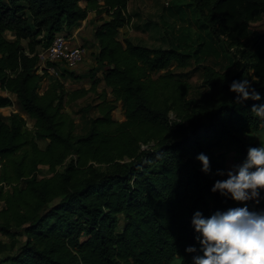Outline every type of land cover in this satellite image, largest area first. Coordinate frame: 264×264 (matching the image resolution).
Wrapping results in <instances>:
<instances>
[{
	"label": "trees",
	"instance_id": "obj_1",
	"mask_svg": "<svg viewBox=\"0 0 264 264\" xmlns=\"http://www.w3.org/2000/svg\"><path fill=\"white\" fill-rule=\"evenodd\" d=\"M127 3L0 0V90L16 97L21 112L7 120L0 115V234L12 249L2 255L9 247L0 241V264H170L177 257L179 264H193L202 255L191 224L195 212L208 218L247 206L264 213V199L239 202L211 191L229 153L242 164L248 148L259 147L250 136L264 134V120L251 112L254 104L264 105V31L252 26L264 17V0H191L234 63L224 70L201 65L195 98L190 82L169 68L188 63L185 47L118 39L119 29L136 17ZM167 7L171 16L173 4ZM91 11L99 17L92 37L101 77L72 92L71 100L95 95L85 130L76 133L62 84L53 80L42 88L53 77L47 67L56 63L40 67L37 48ZM243 79L260 100L235 103L229 85ZM101 81L109 92L98 91ZM118 101L120 121L111 115ZM24 115L34 120L31 129ZM201 153L209 159L207 174L196 159ZM39 166L49 175L39 176ZM190 246L197 251L186 252Z\"/></svg>",
	"mask_w": 264,
	"mask_h": 264
},
{
	"label": "rangeland",
	"instance_id": "obj_2",
	"mask_svg": "<svg viewBox=\"0 0 264 264\" xmlns=\"http://www.w3.org/2000/svg\"><path fill=\"white\" fill-rule=\"evenodd\" d=\"M83 2L84 1H81V3ZM155 2H160V5H163L165 2L173 4L171 12L172 15L174 14L173 11L176 12L174 14L175 16L172 18L169 15V18L166 16V14L163 13L162 19L168 18V21L172 22V26L175 29L179 30L181 28L179 27V23L181 21L177 19V16H180L178 10H181L183 12V17H185L187 21H190V23L194 26L193 27L191 26V24H189L194 29L188 27L187 33L189 34V37H187V43L184 44L185 49H181L182 51L189 52L192 55L191 59L184 67H175V63H173L169 68L173 69L175 73H178L184 78H186L191 84L190 96L194 98L198 97L199 93L202 90L200 85L199 67L203 64H209L215 67L216 69L220 70L232 68L234 66V63L231 49L228 50L227 48H225L224 44L221 41L216 40L211 35L209 30L198 18L197 13L195 12L191 4V0H129L128 4L129 9L135 16H139V18L147 20L148 18H151L154 15V11L152 9L155 8ZM163 6L165 7V5ZM159 10L160 8L157 9V11ZM152 18L158 20V17ZM252 26L256 28L259 32H263L264 17L253 22ZM4 35L9 40L13 39V33L11 32H5ZM83 38L85 52L82 61L74 67H68L56 63L55 67L59 72L58 76L47 78L48 82L53 80L59 81L62 84L63 89L67 92V94L65 95L64 111L70 114V116L74 119L76 133H80L85 130L89 117L88 115L91 114V109L88 107L89 105L94 104L95 95L90 92L82 97L76 98L75 100H71V97L73 95L72 92L78 89H89L92 79H96L100 75V69H95L94 66L95 63L93 56L95 53L94 50L96 46L93 37L89 34V32H85ZM24 43L25 41H23V44ZM41 50V48H37L38 53L41 52ZM47 62L54 63L50 61ZM39 63L40 67L46 65L44 64V62L41 61H39ZM46 85L47 83H43L42 88ZM100 87L101 84L97 86L98 91ZM0 97L5 102V105L0 106V115L3 117L4 120H7L8 115L12 112L21 113L18 102L14 95H7L6 92L0 90ZM81 110L85 111L86 114L82 112L81 115ZM111 115L114 119L119 121L124 119L121 102H116V108L112 111ZM24 116L26 119V126L31 129L32 120L29 119L26 115ZM250 140L257 142L259 146L264 145V134L261 131L253 133L250 136ZM44 144L45 143L43 141H39L40 147H44ZM228 157L229 158L227 159L225 164V175L223 176L222 180L227 179L226 173L228 171H234L235 167L241 164V161L237 157H235L232 152L229 153ZM48 175L49 173L47 171V168L45 166H39V176ZM255 204L256 202L252 201L250 206L255 207ZM13 239L18 242H22L23 240V238H21L19 235H15ZM0 241L5 242L9 247L5 249L4 252H2V255L11 253L12 249L10 247V238L7 236H2L0 234ZM170 264H179V258L177 257L173 259Z\"/></svg>",
	"mask_w": 264,
	"mask_h": 264
},
{
	"label": "clouds",
	"instance_id": "obj_3",
	"mask_svg": "<svg viewBox=\"0 0 264 264\" xmlns=\"http://www.w3.org/2000/svg\"><path fill=\"white\" fill-rule=\"evenodd\" d=\"M229 91L236 93L235 103L247 100L258 101L260 94L252 87V82L233 80ZM251 112L264 120V105H253ZM196 159L201 163V171H210L209 159L199 154ZM218 175H225L218 172ZM227 179L217 180L211 191L221 195H230L234 201L244 202L259 196L264 189V145L249 147L246 160L226 173ZM191 224L202 255L193 257V264H264V213H256L245 207L230 208L224 212H215L204 218L197 211ZM194 247L186 252H196Z\"/></svg>",
	"mask_w": 264,
	"mask_h": 264
},
{
	"label": "crops",
	"instance_id": "obj_4",
	"mask_svg": "<svg viewBox=\"0 0 264 264\" xmlns=\"http://www.w3.org/2000/svg\"><path fill=\"white\" fill-rule=\"evenodd\" d=\"M129 3V0H128ZM127 3V11L129 13H132V11L129 9V4ZM161 3H156L155 2V8L152 10L154 11V15L152 17H158V20L151 18H148L147 20H143L139 17H132L130 24L123 26L122 28L119 29L118 32V39L122 40L124 38H128L134 43L147 46V47H172L174 45H177L178 48L184 47V44L187 43V37H189L188 32V27L191 29L194 27L193 24L190 23V21H187L185 17L178 16L177 19H179L181 22L179 23V27H181L179 30L175 29L172 26V22L168 21V18H163L162 19V14H166L167 17H169V7L168 2H165L163 5H166L165 7L163 5H160ZM81 6L85 5V1L83 3L80 2ZM159 5V6H158ZM157 11V9H159ZM174 15H171L170 17L173 18ZM169 17V18H170ZM99 17L95 14L94 11H91L88 13L87 17L82 20L77 26L72 27L69 29L68 33L75 32L76 37L71 41V44L73 46H82L84 49V33L89 32L90 35H92V29L93 27L97 24V19ZM148 20L156 21V24L154 23H149ZM178 20V21H179ZM148 22V23H147ZM149 24V25H148ZM189 24H191V27ZM194 29V28H193ZM67 32V31H66ZM178 34V35H177ZM96 46V44H95ZM97 46L94 50L96 52ZM95 56V53H94ZM93 56V58H94ZM101 77V73L99 75ZM44 84L47 83V79L44 80ZM99 84H101V87L99 89H106L107 92H109V88L106 87L101 81ZM44 86V88L47 87ZM2 91V90H1ZM5 92V91H4ZM7 95L10 93L6 92ZM13 95V94H11ZM120 102V101H119ZM30 119V118H29ZM32 120V119H31ZM34 120H32V126H33ZM32 128V127H31ZM229 158V157H228ZM225 173V169H224Z\"/></svg>",
	"mask_w": 264,
	"mask_h": 264
},
{
	"label": "built area",
	"instance_id": "obj_5",
	"mask_svg": "<svg viewBox=\"0 0 264 264\" xmlns=\"http://www.w3.org/2000/svg\"><path fill=\"white\" fill-rule=\"evenodd\" d=\"M76 37L75 32H58L54 35L50 45L38 53L39 61L47 63V61L62 64L68 67L78 65L84 56V48L82 46H73L71 41ZM47 71L52 76L58 75V70L54 66H48ZM143 148L145 146H142ZM264 191H262L255 200H263Z\"/></svg>",
	"mask_w": 264,
	"mask_h": 264
}]
</instances>
